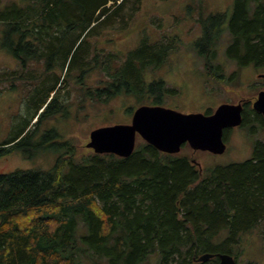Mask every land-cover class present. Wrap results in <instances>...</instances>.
Instances as JSON below:
<instances>
[{
	"label": "trees",
	"instance_id": "16d2710c",
	"mask_svg": "<svg viewBox=\"0 0 264 264\" xmlns=\"http://www.w3.org/2000/svg\"><path fill=\"white\" fill-rule=\"evenodd\" d=\"M141 1L0 2V47L18 65L0 71V83L20 92L24 108L22 126L0 142V156L53 148L50 130L40 144L28 140L42 119L67 114L72 91L78 110L130 96L132 113L178 92L162 79L146 78L172 49L167 37H144L124 54L95 42L116 20L127 24L124 10L131 20ZM198 21L194 48L207 77L218 84L229 80L217 61L220 50L237 71L264 69V0H233L230 13ZM61 82L69 84L66 93ZM242 101L241 126L256 133L264 116L252 100ZM58 145L47 170L0 173V264H218V253L236 261L245 233L255 229L264 236L262 139L249 158L205 170L192 162L194 154L165 153L144 140L127 157L91 148L79 154L67 140ZM205 253L214 256L193 260Z\"/></svg>",
	"mask_w": 264,
	"mask_h": 264
},
{
	"label": "rangeland",
	"instance_id": "374dc122",
	"mask_svg": "<svg viewBox=\"0 0 264 264\" xmlns=\"http://www.w3.org/2000/svg\"><path fill=\"white\" fill-rule=\"evenodd\" d=\"M8 1L10 0H0L1 3ZM232 5L233 0H142L140 9L133 13L131 20H127L129 8L124 10L127 24L116 20L114 25L106 27V32L102 30L95 42L106 52L124 54L135 49L144 37L152 42L167 37L172 49L167 53L165 62L146 73L148 80L162 79L178 91L168 95L161 106L183 113L206 112L209 108L214 110L220 103H237L245 98L254 100L258 91L264 89V69L250 65L237 71L236 66L227 61L224 51L220 50L217 61L224 65L223 70L229 80L218 84L205 75L203 59L194 48V42L201 36L199 16L209 18L223 11L230 13ZM17 66L13 56L0 47V71ZM7 86L8 83H0V142L15 133L23 124L19 119L20 113L24 111L21 94L19 91L7 89ZM68 86V83H60L64 93ZM75 98L76 95L72 91L68 97L71 102L68 104L67 114L53 120L45 117L28 140L30 143L40 144L44 141V133L50 130V136L54 138L55 143L53 148L50 146L39 149L40 151L30 155L26 152V156L20 151L0 156V173L17 168L47 170L54 164L62 149L58 145L60 141L67 140L70 144L77 145L79 154L87 153L90 148L85 144L92 129L131 121L132 112L129 107H133L134 102L130 96L116 97L107 104H87L79 110L75 108ZM107 117L110 118L109 123H102ZM256 131L254 133L241 125L230 127L224 137L225 150L219 154L207 150L193 152L188 144L184 145L180 152L186 155L194 154L201 170L242 161L251 156L257 139L264 140V127ZM138 140L142 141L137 137L136 143ZM243 236L244 241L239 246L241 253L236 262L243 264L253 260L257 264H264V236L255 229Z\"/></svg>",
	"mask_w": 264,
	"mask_h": 264
},
{
	"label": "water",
	"instance_id": "95a60500",
	"mask_svg": "<svg viewBox=\"0 0 264 264\" xmlns=\"http://www.w3.org/2000/svg\"><path fill=\"white\" fill-rule=\"evenodd\" d=\"M242 108V101L220 103L207 114L183 113L158 104H142L134 109L130 123H114L92 129L85 145L96 153L127 157L134 151L138 136L169 154L179 153L184 144H188L193 152L207 150L219 154L225 150L224 129L241 125ZM252 108L264 116V89L257 93ZM191 160L201 170L199 162ZM213 256L205 253L193 260L204 262ZM217 257L218 264H237L231 254L218 253Z\"/></svg>",
	"mask_w": 264,
	"mask_h": 264
},
{
	"label": "bare ground",
	"instance_id": "6f19581e",
	"mask_svg": "<svg viewBox=\"0 0 264 264\" xmlns=\"http://www.w3.org/2000/svg\"><path fill=\"white\" fill-rule=\"evenodd\" d=\"M109 54V53H108ZM244 108V107H243ZM24 136V135H23ZM38 147V146H37Z\"/></svg>",
	"mask_w": 264,
	"mask_h": 264
},
{
	"label": "flooded vegetation",
	"instance_id": "af4514ba",
	"mask_svg": "<svg viewBox=\"0 0 264 264\" xmlns=\"http://www.w3.org/2000/svg\"><path fill=\"white\" fill-rule=\"evenodd\" d=\"M242 105H243V101H242Z\"/></svg>",
	"mask_w": 264,
	"mask_h": 264
}]
</instances>
